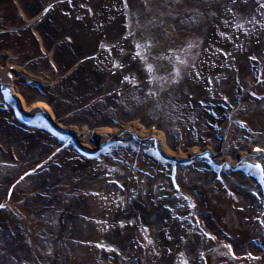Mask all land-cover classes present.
<instances>
[{"label": "bare ground", "instance_id": "obj_1", "mask_svg": "<svg viewBox=\"0 0 264 264\" xmlns=\"http://www.w3.org/2000/svg\"><path fill=\"white\" fill-rule=\"evenodd\" d=\"M151 2L149 0L146 5L155 7L148 10L149 14L145 15L144 20H138L143 15L140 11L137 13L135 5L128 0L130 7H127V14L125 13L127 21L114 13L116 9H112V3L113 7L108 10L109 15L106 17V27L93 24L86 29L87 32L84 28L68 25L64 17L52 21L50 17L58 6L57 2L50 11H45L50 4L48 2L38 8L39 13L33 11L31 5L24 8L23 12L29 18L21 28L26 26L29 30H35L37 49L46 51L48 58L46 57L45 63L51 69H43L39 61H34L33 56L27 57L23 62H13L10 58L0 62V106L8 109L0 108L1 114L6 115H0V145L1 150L5 146L20 154L21 158L43 156L31 166L17 172L9 180L4 194L0 193V204L7 205L0 208V264H185V259L190 264H255L256 258L260 260V264H264V249L258 245L260 239L264 241V225L256 219L264 217L262 209L256 208L259 197L252 195L250 187H240V184L234 183L231 179L233 174L223 173L224 182L215 179L214 186L210 188L207 185L200 186L196 180H190L188 175L201 161L188 164L190 166L180 165L175 179V182L179 181L180 187L176 190L169 175V164H160L147 155L138 156L136 152H129L128 148L120 145L116 146L119 151L98 158H93L90 155L92 152L88 151H95L100 144L116 139L119 135L138 133L143 138L158 136L166 153L186 161L203 151L202 144L206 140L219 138V143L230 149L234 140L237 142L239 138L247 137L251 131V128L245 131L234 122L237 113L234 114L232 107L219 111L217 106L222 108V102L212 105L202 103L200 99V103L196 97L183 98L180 106L171 108L166 113L157 112L158 115L171 119L173 129H163L155 124V128L152 124L146 126L139 117L121 123V115L118 114L120 108L115 106L121 104V101L116 100L123 92L122 84L126 80L124 77L132 73L133 81H141L143 75L140 73L146 74L147 63L168 70L178 65L179 59L175 57L176 50L172 51V42L167 43L164 39L159 40V43L154 40L152 45H146L147 51L143 53L147 57L145 61L143 58L137 59L141 56L135 57L133 53L131 57L127 56L132 49L128 40L115 38L123 31L135 30V34L132 33L130 37L136 38L132 45L135 46L137 42L145 45L146 39L152 36H148V32L143 33V37L138 34L137 31L143 28V21L151 25V18L154 20L156 16L160 17V13H166L157 10L154 12L156 3ZM172 2L176 7L186 4L184 0ZM164 3L169 4L165 7L170 6L168 0L162 4ZM90 10V14L95 12L93 7ZM128 14L130 16L126 18ZM167 15L160 18L163 17L162 20L168 22L167 19L171 16ZM121 18L125 23L119 27L118 21ZM170 25H167L170 28L166 29L167 34L179 31L172 29ZM107 27L110 28L108 32L105 30ZM94 34L99 37V42L98 38L95 40ZM197 35L190 32L186 37L185 34L182 35L188 48V61L193 60L192 53L196 52L199 41ZM73 38L76 39L71 41ZM110 41L113 43L111 50L103 46L110 44ZM5 48V53L11 51L10 48ZM157 51L160 53L157 54ZM116 60L124 65L125 70L120 76L119 73L112 72L115 69L122 70L115 66ZM130 65L134 68H128ZM203 66L210 72L214 64L206 59ZM49 71L59 75L49 78L52 76L46 74ZM155 73L156 71L150 72L149 75L153 77L150 80L153 85L159 82L158 85L163 89L166 84ZM27 75L28 79L23 82L22 79ZM208 75L211 76L210 73ZM40 77H46V84L53 87L51 90L56 89L54 94L58 100L48 99L42 95L43 91L38 92L39 88L35 91V84L38 83L37 87L42 85ZM239 78L241 80L237 81L244 83L245 78ZM256 80L257 77L253 80V85H246V82L244 86L257 91L255 95L259 97L258 93H262V90L260 91L261 85L255 86ZM204 83L197 87V90L202 91L198 98L210 91L209 84ZM7 96H10V100ZM240 101L242 99H238L233 108H237ZM128 105L130 104L123 106L131 110ZM40 113L47 114L57 129L61 128L58 129L59 135L68 138L74 134L82 144H79L80 147L84 145L89 149L84 148L86 152L81 153L70 150L68 157L63 155L66 148L60 151L62 143L60 145L57 136H51L44 129ZM152 114L155 113L152 111ZM229 114H232L230 119ZM14 118L15 122L12 121ZM230 120L233 121L231 125L234 130L228 132ZM216 122L223 125L220 137ZM239 131L242 134L236 133ZM255 145L257 143L251 144L249 149L238 151V156L243 158L248 155L260 159L259 153L252 150ZM196 149L200 151L196 152ZM212 150L216 152L213 156L218 160L236 158L223 156L216 148ZM31 169L35 171H30ZM102 172L109 174L108 177L105 178ZM203 172L208 171L202 170ZM30 177L38 183L35 188L39 192L27 194L25 206L15 209L16 192ZM121 183L123 187L120 186ZM228 189L235 192L236 196L231 195ZM189 196L195 202V207L188 200ZM237 196L239 199H236ZM241 204L244 205L243 208L239 207ZM34 208H37L39 219L36 224V214H31L34 213ZM19 217L23 222L17 219ZM248 217L251 219H247ZM133 220L136 221L135 224L131 223ZM120 221L127 223L121 224ZM35 225L37 226L34 227ZM144 225H148V228ZM205 230L213 232L217 239L207 237ZM149 236L154 243H148ZM141 241L144 243H140ZM226 243L233 245L235 256L231 254V250L230 254L225 253ZM111 245L116 247H106ZM39 247L45 252H41ZM246 252L254 255H245ZM204 255L208 256L207 262Z\"/></svg>", "mask_w": 264, "mask_h": 264}, {"label": "rangeland", "instance_id": "obj_2", "mask_svg": "<svg viewBox=\"0 0 264 264\" xmlns=\"http://www.w3.org/2000/svg\"><path fill=\"white\" fill-rule=\"evenodd\" d=\"M49 1L50 0H0V62L8 58L13 62H23L27 57L33 56L35 58L40 57L39 60L34 58V61H39L43 69H51L47 68L49 66L45 63L46 57L48 58L46 51L42 48L37 49V34L35 30H29L26 26L21 28V25L29 18L23 12L27 5L33 6V11L39 13L38 8L40 9V6ZM143 1L144 0H131V3L135 5L137 13L139 11L142 14L147 13V10H145L143 6ZM164 1L165 0H157L156 8L153 11L166 12L163 14L160 13V17L171 13V19H167L168 22H165L162 20L163 17L160 18L156 16L157 21L151 20L152 24L149 26L143 21L144 25H141L143 28L137 32L141 37H143V33L148 32L147 34L152 36L153 41L156 40L159 43L164 39L167 43L172 42L174 46L173 49L176 50L175 57L179 59L178 65L184 68V72L179 81H177L173 78L175 73H173L172 70H168L162 66H158L162 67L159 69L155 66V74H158L159 80L166 84V87L163 89L158 85L160 84L159 82L157 85H153L154 83L152 80L148 78L150 74L149 70L146 74L145 72L140 73V75L143 76L139 84L135 83L133 80H125L124 84H122L124 86L122 89L123 92L119 95V99L116 100L121 101L119 102L121 104L115 106V108H120L118 114L121 116H118H120L121 123L124 121L128 122L130 118L139 117L140 119L142 118L146 126L152 124L154 128L155 125H157L163 129H173L171 119L162 117L158 115L157 112L166 113L170 111L171 108L180 106L183 98L193 99L196 97L198 102L201 103V99L203 103L206 102L209 104L222 102V108L221 106H217L219 111L223 110V108L229 110L238 99H242L237 112L239 121L236 123L239 124L240 127H243L245 131H249L251 128L250 132L247 131V137L244 136L243 138H239L237 142L234 140V144L230 149H226L225 146L223 147L218 141L219 138L206 140L203 142L205 144H202V146L216 148L223 156H236L239 150L249 148L252 143L264 144V98H258L255 96L257 91H251L246 89L247 86H244L246 82V85H253V80L255 78L254 71H256L253 66L259 65L260 62H264V5L261 4V0H184L186 3L185 5L180 4L179 7L173 8L169 12H167V9H164L166 8L164 4H162ZM168 1L170 5L173 4L172 0ZM56 2L58 6L50 19L55 21L57 18L62 19L64 17L68 25L73 26V28H84V31L86 29L88 30V27L93 24L106 27L107 24L105 22H108L106 20V17L109 15L108 10L113 6L112 9H116L114 13L117 14L119 18L124 17V20H126L127 7L124 6V0H57ZM91 7L94 8L95 12L90 14ZM233 9H235V11H233ZM77 12L80 14H77ZM129 16L128 14L126 18H129ZM122 19L123 18L118 21L119 27L124 26L122 24L125 22H123ZM138 20H144V17L138 18ZM168 24H171L170 26L172 29H179V31L176 30L179 34H167L166 29H170L167 27ZM108 27L105 29L107 32L110 31ZM100 31H103V29ZM135 32V30L131 32L126 30L115 37L117 40H119V38L128 40V44L131 46L130 48H132L131 50L129 48L130 52L127 53L129 57H131L132 53L135 57L137 56L136 50L134 49L135 46L132 45L136 38L134 36L130 38L131 35H126V33L135 34ZM189 32L193 35L198 34L197 36L199 37V39H197L199 41L196 46V52L192 53L191 59L193 60L190 61H188L189 58L187 57L188 48L185 44V39L183 40L182 38L183 34H185L186 37V34ZM97 38V42H99V37L95 35V40ZM152 38L149 37L148 39L152 40ZM75 39L76 38H73L71 41ZM109 43L111 45L113 44L111 41ZM5 47L10 48L11 51L9 50L8 53L12 52V54L8 55V53H5V50H7ZM221 49H223V51H221ZM191 52L193 51H190V53ZM156 53L159 54L160 52L157 51ZM256 57H259V59H255ZM142 58L143 57H138L137 59L142 60ZM206 59H208V61L211 60V64H214L210 72L203 66ZM184 60L188 61L187 65L182 64ZM128 68H134V66L130 65ZM121 69L122 70L119 71L115 69L112 70V72L119 73L120 76L125 70L123 68ZM194 69H198L199 74H197ZM238 72H240L241 75H238ZM209 73L211 76L208 75ZM46 74L52 75L49 78L59 75L54 71L46 72ZM239 76L245 78V80H243L244 83L237 81L241 80ZM28 77L29 75L23 78V82L26 81ZM209 77L212 79H208ZM204 82L209 84L210 91L203 97L201 95L200 98H198V95H200L202 91L197 90V87L200 86V83L205 84ZM41 83L42 85L38 87V83L34 85L35 91L39 88V93L43 91L44 94L42 95L47 96L48 99L56 100L57 97L55 98L56 95L54 94L56 89L51 90L53 87L50 88V86L46 84V77H40V84ZM149 89H151V91H149ZM261 90L264 92V85H261L260 91ZM204 91L206 92V90ZM225 97H227V99H225ZM96 99L98 101L100 98ZM91 102L89 101V103ZM124 104H126V106L130 104L128 106L131 107V110L125 109V106H123ZM107 110L108 109H106V111ZM152 111L155 114H152ZM209 112H211L210 109ZM0 115L6 116L5 114H1V112ZM77 121L79 122V120ZM101 121L102 120H98V122ZM215 124H218V122ZM231 130H234V127H231L228 132ZM214 132L215 130H213V133ZM236 133L242 134L240 131ZM222 135L225 136V133ZM218 137H220V135ZM1 147L2 145H0V193L4 194L9 180L11 181L20 170L31 166L37 159L42 157L43 154L36 157L21 158V156H19L20 154L18 155L12 152V150L5 146L1 150ZM63 155L68 157L69 154L64 153ZM102 175L106 178L109 174L102 172ZM115 175L116 177L119 176L117 172ZM188 175H190V180H196L199 182V185L201 184L200 186L207 185V187L211 188L216 182L211 174L202 173V168L200 167H195ZM231 179L234 183L240 184V187L243 185L245 187H250L252 195H255V193L252 192L253 188L260 192L257 185L251 179H246L238 174H233ZM37 184L38 183L33 180V177H30L19 186L14 198L16 201L15 209L25 206V196H27V194L33 192L36 194L39 192H37L35 188ZM260 206L261 195L259 196L256 208L260 209ZM36 210L37 208H34V213H31L33 216L36 214L34 220L35 224L36 221L39 220ZM17 219L23 222L21 217ZM36 226L37 225L34 227ZM251 234L254 235L255 233L252 232ZM39 249L41 252H45L43 248L39 247ZM224 251L226 254H230V250H228L225 244ZM255 264H260V260L256 258Z\"/></svg>", "mask_w": 264, "mask_h": 264}, {"label": "snow or ice", "instance_id": "obj_3", "mask_svg": "<svg viewBox=\"0 0 264 264\" xmlns=\"http://www.w3.org/2000/svg\"><path fill=\"white\" fill-rule=\"evenodd\" d=\"M145 4H149V0H145ZM261 4L264 5V0H261ZM124 6L126 7H130L129 3H128V0H124ZM54 7L53 4H49L47 6V8L45 9V11H47L48 9ZM150 7V5H149ZM233 11H235V9H233ZM126 35H131V33H126ZM69 39H71V37H69ZM153 44V40L151 39H146L145 41V45H142L141 43L137 42L135 47H136V55L137 56H141L143 57V59L146 61L147 60V57L146 56H143V53L147 51V47L146 45H152ZM104 47H107L109 50H111L112 48V45L111 44H104L103 45ZM172 51H175L174 49ZM221 51H223V49H221ZM255 59H259V57H256ZM182 64L184 65H187L188 64V61L187 60H184L182 61ZM115 66L116 67H119V68H123L124 65L120 62V60H116L115 61ZM146 68L149 70V72H152L155 70V66L152 64V63H147L146 64ZM172 72L175 73V76L173 77L175 80L179 81V79L181 78V75L182 73L184 72V68H182L181 66L179 65H174L172 66ZM194 71L197 72V74H199V70L198 69H194ZM126 80H133L134 79V76L132 73H129L127 76L124 77ZM149 79H153V77L151 75H149L148 77ZM208 79H212L211 77H209ZM261 80H264V75L261 76ZM135 83L139 84L140 81L139 80H135ZM5 91H8V89H5ZM149 91H151V89H149ZM9 95H11V93H9ZM225 99H227V97H225ZM203 103V101H202ZM53 131H55V129H53ZM57 151H59V149H57ZM196 152H199L200 149H196L195 150ZM256 151L258 153H262L264 154V148L261 147V145L257 144L256 145ZM157 154L159 155V150H157ZM210 153H205V155H209ZM249 166L251 168H255V169H258L259 170V175H260V178H261V181H264V160H260V161H256L255 163H253L252 161H249L248 162ZM30 171H35V169H31ZM25 175H27V173H25ZM173 178H175V173H173ZM136 179H139V177H136ZM223 179V177H221V180ZM118 183H120L118 181ZM121 186L123 187V184L121 183ZM175 186L177 188L180 187V183L179 181L176 182ZM225 187H227V185H225ZM134 191V190H133ZM145 191H147V189H145ZM228 191L231 193V195L233 196H236V193L233 192L231 189H228ZM252 192L256 194V196H260V192H258L255 188L252 189ZM236 199H239V197L237 196ZM188 200L192 202L193 204V207H195V202L192 201V197H188ZM7 207V205L5 204H0V208H5ZM169 207H171L169 205ZM239 207L243 208L244 205H239ZM177 215H179L177 213ZM247 219H251V217H248ZM256 219L259 221V223L261 225H264V217H256ZM121 224H124V223H127V221H120ZM131 223L135 224L136 221L133 220L131 221ZM144 227L147 229L148 228V225H144ZM150 231V229H149ZM205 233H206V236L209 237V238H212V239H217V237L214 235L213 232L211 231H207L205 230ZM169 239H171V235H169ZM140 243H144L143 241H141ZM148 243L151 244V243H154L153 239L151 236L148 237ZM147 247V245H145ZM106 247H110V248H115L116 246L115 245H111V246H106ZM226 247L231 250V254L233 256H235L236 252H235V249L233 247V245L231 243H226ZM119 250V249H117ZM169 251H171V249H168ZM181 255H183V253H181ZM245 255H249V256H253L254 254L253 253H248L246 252ZM204 260L205 262H207L208 260V256L207 255H204ZM185 264H190V262L185 259Z\"/></svg>", "mask_w": 264, "mask_h": 264}]
</instances>
